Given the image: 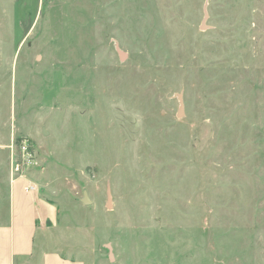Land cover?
I'll return each mask as SVG.
<instances>
[{
    "label": "rangeland",
    "instance_id": "obj_1",
    "mask_svg": "<svg viewBox=\"0 0 264 264\" xmlns=\"http://www.w3.org/2000/svg\"><path fill=\"white\" fill-rule=\"evenodd\" d=\"M10 261L264 264V0H0Z\"/></svg>",
    "mask_w": 264,
    "mask_h": 264
},
{
    "label": "crops",
    "instance_id": "obj_2",
    "mask_svg": "<svg viewBox=\"0 0 264 264\" xmlns=\"http://www.w3.org/2000/svg\"><path fill=\"white\" fill-rule=\"evenodd\" d=\"M12 188H11V200H12V207L15 209V199L21 201V206L23 209H33L35 210L36 214L39 213L43 216V220H46L48 217H54L57 214L56 209L51 205V203L46 202L44 199L42 200L35 192H26L25 191V184L26 180H13L11 182ZM24 201H28L29 203L27 205L24 204ZM35 203V206H34ZM19 205V206H20ZM40 209V211H37V209ZM14 213V212H13ZM34 214L32 216V238L34 237V234L36 232V224H35V216ZM43 228V227H42ZM9 264H12L10 261Z\"/></svg>",
    "mask_w": 264,
    "mask_h": 264
},
{
    "label": "water",
    "instance_id": "obj_3",
    "mask_svg": "<svg viewBox=\"0 0 264 264\" xmlns=\"http://www.w3.org/2000/svg\"><path fill=\"white\" fill-rule=\"evenodd\" d=\"M111 196H110V193H109V198H110Z\"/></svg>",
    "mask_w": 264,
    "mask_h": 264
}]
</instances>
